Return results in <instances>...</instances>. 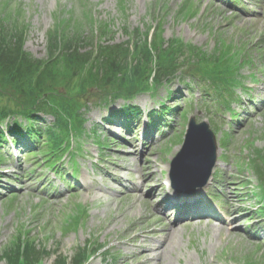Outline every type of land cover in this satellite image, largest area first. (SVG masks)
I'll list each match as a JSON object with an SVG mask.
<instances>
[{"label":"rangeland","instance_id":"1","mask_svg":"<svg viewBox=\"0 0 264 264\" xmlns=\"http://www.w3.org/2000/svg\"><path fill=\"white\" fill-rule=\"evenodd\" d=\"M79 1L0 0V19L11 15L14 23H23L27 28L25 51L42 59L47 33L57 20H82ZM82 1L96 21L112 26L117 43L127 40L125 28L144 33L153 24L152 14L158 5H165V39L178 37L211 52L215 34L222 32L225 43H234L236 49L243 50L242 43L250 46L261 43L264 47V0H248L247 14L229 9L221 0H123V13L119 10L121 0ZM187 1L193 4V16L183 20L176 15ZM228 21L232 22L230 26ZM90 29L85 27V36H91ZM246 55L252 64L243 65L242 75L253 74L256 79L246 78L244 85L254 90L244 92L242 97L253 99L258 110L250 104L249 111L244 112L247 106L242 108L239 103L231 106V112H210L214 102L211 99L193 102L192 96L199 95L196 90L202 94L203 90L185 77L182 82L176 80L158 86L133 101L134 106L143 109L140 123L147 121L146 114L157 104L179 108L177 114L170 115L168 125L172 127L163 130L167 132L165 135L161 137L149 128L147 139L141 142L143 125L133 124L131 129H137L135 135L132 130L128 134L127 130L107 127L106 123L107 126H101L104 117L117 111L121 103L103 106L98 97L89 94V89L80 99L89 109L86 134L80 140L70 139L73 150L65 154L67 160L58 168L59 173L41 165L43 153L37 149L23 154L25 149L20 151L9 143L3 144L0 150V264H6L4 254L13 249V241L18 236L24 243L30 239L35 247H44L49 252L42 264H55L57 255L69 262L88 241L104 247L90 257L88 264H149L145 247L164 238L169 233L167 230H171L167 243L171 245L158 264H264V235L256 234L264 230V221L256 211L258 199L250 192L255 196L261 193L250 171L241 173L234 162L238 157L246 160L251 151L264 148V69L256 52L247 51ZM238 57L237 54L232 57L229 64L238 61ZM80 82L70 95L86 91L81 90ZM185 87L189 92H185ZM23 100L26 99L23 97ZM5 102L2 100L1 104ZM204 105L209 109L204 110ZM235 115H239L237 123ZM191 117L208 125L210 119L214 121L215 126L210 128L216 135L218 162L216 178L208 187L211 195L216 190L221 193L217 198L221 210L218 220L208 217L189 220L169 211L171 207L165 208L166 172L180 149ZM47 121L50 123L52 118L47 117ZM93 128L98 129L103 148L96 147ZM226 135L230 137L229 144L224 143ZM69 159L72 161L67 163ZM66 174L68 177L62 179ZM69 183L73 184L72 188ZM83 209L86 213L79 221L78 215H82ZM134 239L136 243L132 246Z\"/></svg>","mask_w":264,"mask_h":264},{"label":"trees","instance_id":"2","mask_svg":"<svg viewBox=\"0 0 264 264\" xmlns=\"http://www.w3.org/2000/svg\"><path fill=\"white\" fill-rule=\"evenodd\" d=\"M69 26L49 32L46 57L35 59L24 50L25 27L10 23L9 18L0 19V102L7 101L0 106V120L9 114L10 106L54 116L61 128L51 146H56L59 134L67 136L70 120L75 130H83L82 106L69 97L77 81H81V90L95 88L115 101L149 90L151 78L160 85L182 72L217 90L219 96L231 97L225 53L206 56L196 50L187 52L177 41L165 42L162 30L150 37V30L141 35L138 29H125L128 40L116 44L108 24H94L96 37L85 36L80 23L73 30ZM94 40H99L96 45ZM256 158L253 169L264 183V150L257 151ZM12 248L4 254L9 264H40L47 255L44 248L29 240L24 243L20 236ZM88 256L90 252L83 251L72 262L59 257L56 264H85Z\"/></svg>","mask_w":264,"mask_h":264},{"label":"water","instance_id":"3","mask_svg":"<svg viewBox=\"0 0 264 264\" xmlns=\"http://www.w3.org/2000/svg\"><path fill=\"white\" fill-rule=\"evenodd\" d=\"M216 146L205 124L196 126L191 120L185 143L172 164L173 176L209 177L215 163Z\"/></svg>","mask_w":264,"mask_h":264},{"label":"bare ground","instance_id":"4","mask_svg":"<svg viewBox=\"0 0 264 264\" xmlns=\"http://www.w3.org/2000/svg\"><path fill=\"white\" fill-rule=\"evenodd\" d=\"M133 146V145H132ZM147 170L150 171V165L147 164ZM151 174H149L150 176ZM154 192L151 191L150 194H152ZM190 220V219H189ZM167 232H171V230H167ZM169 233H167L165 235L164 238H162L161 240H155V242H153L152 244H149L148 247H145V251L148 253L147 254V258H146V261L149 263V264H152L153 261H157V264L159 262L158 259H160L162 256H163V253L166 251V248L169 247L170 245H168V238H169ZM136 243V239H134L131 244L132 246ZM153 254V255H152ZM145 264V263H144ZM161 264V263H160Z\"/></svg>","mask_w":264,"mask_h":264}]
</instances>
